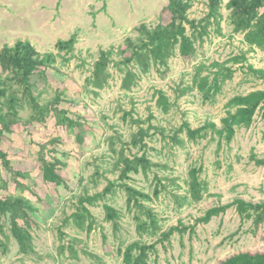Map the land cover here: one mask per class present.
<instances>
[{
    "label": "rangeland",
    "instance_id": "374dc122",
    "mask_svg": "<svg viewBox=\"0 0 264 264\" xmlns=\"http://www.w3.org/2000/svg\"><path fill=\"white\" fill-rule=\"evenodd\" d=\"M228 2L224 0L222 7L221 32L211 25L203 40H196L193 59L177 52L162 71L153 68L141 73L137 69V84L125 90L124 74L114 63L109 66L111 78L106 86L94 88L89 82L94 64L102 50H111L112 59L121 60L126 39H135L140 25L154 28L170 22L169 0H0V51L26 40L41 55L53 53L55 60L46 73L36 74L32 80L35 94L45 105L62 93L60 107L69 117L85 121L86 130L81 143L75 131L57 125L55 119L33 122L30 107L20 109L21 121L13 133L5 134L0 149L8 153L15 170L25 173L18 179L30 190L22 192L12 181L0 194L3 198L23 195L37 207L32 213L34 222L20 221L30 226L34 250L21 253L6 218H2L0 264H124L123 251L134 241L156 244L150 264H218L239 252H264V223L254 231L252 220L243 221L233 207L208 224L196 223L209 208L237 198L264 201V165L251 158L264 159L261 112L250 128L238 129L234 139L229 144L224 140L221 148L212 134L195 142L182 133L184 145L171 139L185 121L193 128L208 121L221 127L230 99L264 90V80L247 71L249 64L264 69V50H251L244 35L234 33ZM191 5V20H201L208 13L207 0H191ZM72 37V50L57 48L59 40ZM243 57L240 62L234 60ZM216 63L233 68L235 74L207 101L193 86V76L200 64L208 67L203 72L206 75L217 70ZM0 75H5L1 66ZM158 90L173 104L169 112L157 105ZM138 118L142 127L152 124L157 128L145 137L143 148L130 144L139 130L134 123ZM56 137L60 140L49 157L63 161L59 172L65 184L60 186L43 180L38 160L40 144ZM121 148L128 157L145 154L155 165L147 174L131 173L129 179L120 180L115 165ZM195 167H202L199 178L207 188L199 202L189 193L190 170ZM108 180L115 182L114 190L94 206L87 205L94 217L92 229L87 228L88 221L84 229L78 227L71 216L79 198L103 191ZM120 184L151 196L152 200L143 202L157 215L160 229L156 234L138 231L137 210L128 207L127 191ZM105 204L119 212L118 228L105 219ZM172 226L188 230L176 231L163 240L162 233ZM72 244L76 254L68 247Z\"/></svg>",
    "mask_w": 264,
    "mask_h": 264
},
{
    "label": "trees",
    "instance_id": "16d2710c",
    "mask_svg": "<svg viewBox=\"0 0 264 264\" xmlns=\"http://www.w3.org/2000/svg\"><path fill=\"white\" fill-rule=\"evenodd\" d=\"M224 0H207L208 13L201 20H191L188 11L191 8V0H169L167 9L171 13V20L167 24H158L154 28L142 24L137 28L138 36L135 39L127 38L124 48L121 51L123 58L119 61L112 59L111 50H102L98 60L94 64L93 76L89 80L96 89H103L111 78L109 66L111 63L117 65L123 72L122 87L125 90L132 89L138 81V72L149 73L153 68L162 71V67L167 68L169 60L178 52L185 59H193L197 54L196 40L201 39L209 33V27L216 25L221 32V21L223 19L222 7ZM230 10V21L233 25L234 33H242L244 41L251 50H264V0H229L226 4ZM192 30L188 34V28ZM75 45V38L69 40H59L56 43L60 50H72ZM243 58H235L240 62ZM55 60L53 53L41 55L30 41L18 40L13 46L6 45L0 51V66L5 75H0V143L5 134L13 133L15 126L21 121L20 109L29 106L32 110L31 121L46 123L49 119H55L57 125L75 131L77 141L84 143L85 121L73 119L68 116L67 111L60 107L62 93L58 92L55 98L43 105L39 96L35 94L36 85L32 81L36 74L44 75L47 69ZM217 70L210 74L203 75L208 68L205 64L196 67L192 84L203 95L204 100H213L221 91L222 85L234 77L235 70L224 64H215ZM247 71L264 80V69H257L253 65H247ZM157 105L164 111L169 112L173 104L164 91H157ZM228 111L222 118V126L218 127L215 122L208 121L200 127L193 128L189 122L185 121L175 130L171 139L174 143L184 145L185 139L181 134L185 133L187 140L198 141L207 138L212 134L213 139H218V148H221L223 141L228 144L234 139L236 132L240 128H250L257 113L261 112L264 119V90L252 91L246 95L234 96L226 104ZM134 123L139 125L138 132L133 136L130 144L134 147H144L143 141L152 128L150 124L147 128L142 127V120L135 119ZM157 129V128H156ZM59 138H51L48 142L40 144L38 160L41 164L42 177L45 182L53 183L57 186L64 185L65 181L59 172V166L63 161L59 158L49 157L54 153V146L59 142ZM114 142L112 149L115 150ZM257 164L264 165V159H257L255 155L251 157ZM153 163L145 154H135L128 157L124 148L118 152L115 169L119 170V179L130 178L131 173L140 172L147 174ZM200 168L190 170L189 193L193 201L199 202L206 193V186L200 180ZM25 176L20 170H15L12 160L7 152L0 149V192L7 190L10 184L20 191L27 189L26 185L19 181V177ZM127 191V205L130 209H136L135 218L137 229L142 233L156 234L160 229L157 215L153 208L147 207L144 200H152L151 196L131 185L120 184ZM116 184L108 180L103 191L93 195L81 196L78 200L76 212L71 216L74 223L85 228L92 229L94 217L87 205L94 206L99 200L104 199L111 193ZM159 188L156 187L154 193L159 195ZM186 200V197L185 199ZM105 219L113 222L114 228H118L117 218L119 212L112 206L105 204ZM235 208L243 221L252 220L253 230L256 231L264 223V201L254 203L237 198L228 204L216 205L209 208L205 214L196 219V223L208 224L214 217L226 213L230 208ZM37 211L33 202L23 195H10L3 198L0 194V219L6 218L10 226L12 236L19 244V251L28 254L34 250L33 235L28 224H21L20 221H33L32 213ZM34 222V221H33ZM3 229V225H1ZM188 228L172 226L168 231L162 233L163 240H167L176 231L184 232ZM1 244V243H0ZM73 254L77 253L74 245L68 246ZM156 244H146L141 241H134L128 244L123 251L124 264H150V252L155 251ZM218 264H264V252H239Z\"/></svg>",
    "mask_w": 264,
    "mask_h": 264
}]
</instances>
